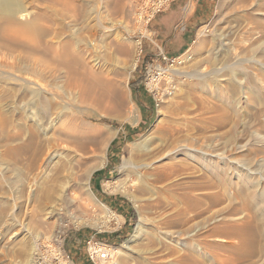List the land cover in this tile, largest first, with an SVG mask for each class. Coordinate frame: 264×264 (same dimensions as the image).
<instances>
[{
	"label": "rangeland",
	"instance_id": "rangeland-1",
	"mask_svg": "<svg viewBox=\"0 0 264 264\" xmlns=\"http://www.w3.org/2000/svg\"><path fill=\"white\" fill-rule=\"evenodd\" d=\"M10 1L29 13H16L19 21L38 15L50 23L35 49L4 35L8 14L0 7V264H34L60 229L71 251L83 237L121 226L126 231L108 264H264V0L249 3L247 12L245 0H215L183 56L141 72L147 26L128 14V0ZM64 42L79 55L78 73L93 79L84 70L92 67L125 91L126 101L106 97L99 86L84 94L67 64L47 53ZM184 44L180 36L167 46L179 54ZM133 48L137 54L127 53ZM138 73L149 113L135 95ZM156 121L145 144L160 160V176L141 192V174L131 170L148 154L128 147ZM87 185L94 199H87ZM140 216L143 235L125 244Z\"/></svg>",
	"mask_w": 264,
	"mask_h": 264
},
{
	"label": "bare ground",
	"instance_id": "bare-ground-1",
	"mask_svg": "<svg viewBox=\"0 0 264 264\" xmlns=\"http://www.w3.org/2000/svg\"><path fill=\"white\" fill-rule=\"evenodd\" d=\"M261 1H263V0H245L244 2H245V5H243V9H244V12H247L248 11V4L250 3V7L251 6H254V5H256L257 3H259V2H261ZM227 2V1H226ZM224 4H225V1L223 2V4L222 5H220V8L218 9V14H217V16H216V19L217 18H219V16H220V14H221V11H222V9H223V7H224ZM258 6V5H257ZM0 7H2L3 8V10H5V14L7 13L8 14V16H7V18L6 19H4L3 21L5 22L4 24H6L7 26H6V28H3L2 30V32L3 33H5L4 35H7V33H9L10 35H12L13 34V36L15 35V38H17V37H20L21 38V40L22 41H24V43H29L31 46H29L28 44H25L26 46L28 45L29 47H33V48H35V49H40L41 48V46L43 45L42 43H43V40H42V38H43V36L46 34V32H47V30H48V27L46 26L47 25V23H50V22H48V18L46 19V18H44V16H38V15H35V16H31V18L30 19H24L23 21H19L18 19H16L15 18V15H16V13H21V15H24L26 18H27V16L29 15V13H25V9H22V7H20L19 8V3H17V2H14V1H10V0H0ZM129 9V4H128V8H127V10ZM241 11V10H240ZM264 15V14H263ZM250 16V15H249ZM246 17H247V15H246ZM249 18V17H248ZM22 19V18H21ZM47 29V30H46ZM203 29L204 28H202L201 30H200V32H199V34L201 35L202 34V32H203ZM8 36L9 38H11V36ZM14 38V39H15ZM20 38H18V40L20 39ZM55 38V37H54ZM11 40V39H10ZM17 40V39H16ZM17 40V41H18ZM16 41V42H17ZM20 41V40H19ZM19 43H21V44H23V42H19ZM57 43V42H56ZM56 43L52 46H49L48 47V49H47V53H52V54H54L55 55V58L57 57L59 60H60V62H62V63H65V64H67V69L69 68L70 69V71L74 74L73 76H75V79H74V81L76 82V84L75 85H78V87H80V88H82V89H84V91L85 92H83L84 94H88L89 95V92L91 93V91H93V89L95 88V89H98V86H99V88H101V89H103V95H107L106 97H111V98H113L117 103H121V102H125L126 101V97H127V95H126V92L125 91H123L117 84H115L114 82H112V80L110 81V80H107L108 79V77H105V78H102L101 76H99V75H97V74H92L91 72H90V70L92 69V67H91V69L90 68H86V69H84L85 70V72L86 73H89L90 74V76H92L93 77V79H91L90 78V80H88L87 78H89V76L86 78V77H84V74H82V73H78L77 71V69H76V66L78 65V66H80L81 64H82V62H81V60H80V58L78 57L79 55L78 54H76V53H74L73 51H72V46H70L69 44H67V43H65L64 42V44L61 46H59V47H54L55 45H56ZM27 46V47H28ZM76 46H78V44L76 45ZM119 48L121 47V46H118ZM136 47V46H135ZM74 48V47H73ZM89 49V48H88ZM122 49H124V47L122 48L121 47V51H122ZM130 49V48H129ZM129 49H127L128 51H127V53H129V52H131V54H137L138 52H137V49L136 48H133V49H131V51H129ZM81 50V49H80ZM83 50V49H82ZM84 51H85V49H84ZM91 51V48H90V50H89V52ZM124 51H126V50H124ZM80 51L78 50V53H79ZM87 52V51H86ZM89 52H87L88 54H89ZM123 53V52H122ZM83 53H81V55H82ZM90 56H91V54H90ZM130 56V55H129ZM89 59H92V58H89ZM70 60V61H69ZM91 61V60H90ZM94 61V60H93ZM92 61V62H93ZM95 61H97V59L95 60ZM101 62V61H100ZM99 63H97V62H95V65H96V67H97V65H98ZM88 65V64H87ZM136 63H134L133 65H132V69H134L135 67H136ZM89 66V65H88ZM88 66H86V67H88ZM92 66H94L93 64H92ZM80 67H82V66H80ZM85 67V66H84ZM83 67V68H84ZM131 67V66H130ZM68 69V70H69ZM90 69V70H89ZM125 69V68H124ZM80 70V69H79ZM72 79V78H71ZM107 80V81H104V80ZM110 79V78H109ZM26 87V86H25ZM97 87V88H96ZM95 89H94V91H95ZM25 91V90H24ZM101 91V90H100ZM102 92H101V94H102ZM29 93V92H28ZM30 93H31V91H30ZM34 94V93H33ZM32 93L29 95V96H31V95H33ZM83 94V95H84ZM95 94V93H94ZM28 95V94H27ZM28 96V97H29ZM34 96V95H33ZM105 96H103V98H102V96H101V98L102 99H104V97ZM36 97V96H35ZM34 97V98H35ZM86 97V96H85ZM100 97V96H99ZM98 97V98H99ZM105 97V98H106ZM37 98V97H36ZM87 98V97H86ZM102 99H98L97 101H95V104H94V106L95 107H99V105H100V103L102 102ZM49 100V99H48ZM32 101H34L33 99H32ZM45 102V101H44ZM31 103V102H30ZM33 103V102H32ZM82 103H84V102H82ZM94 103V102H93ZM34 104H35V102H34ZM32 105V104H31ZM39 105V104H38ZM37 105V106H38ZM92 105V104H91ZM39 107H41V106H39ZM46 107V106H45ZM45 107L43 106L42 108H44V111H45ZM52 107V106H51ZM37 109V108H36ZM65 109V108H64ZM100 111H101V109H99ZM41 111V110H40ZM58 111V110H57ZM64 111V110H63ZM60 112H62V111H60ZM102 112V114L103 115H106V112H104V111H101ZM131 112V111H130ZM132 113V118L131 119H129L132 123H136L138 120H139V116L137 115V113H136V111H132L131 112ZM63 114V113H62ZM50 115V114H49ZM60 115V114H59ZM67 115V114H66ZM65 115V116H66ZM67 117V116H66ZM66 117H63V118H66ZM58 118V117H57ZM59 119H60V116H59ZM65 120V119H64ZM66 122V121H65ZM73 122V121H72ZM62 123V122H61ZM64 125H66V123H64L63 124V126ZM157 125H158V121H156L155 122V124L152 126V128L149 130V132L148 133H146L142 138H140V139H138L137 141H134V142H131L130 144H129V149L130 150H133L134 148H141V151L143 152V153H145L146 152V154H148L147 155V159H143V160H136V164L134 165V168L131 170V173H132V175L134 174H138V173H140L141 174V176H140V178L139 179H136V181H138L139 182V185L137 186V190L138 191H141V192H144L147 188H149V187H151V186H153V182H152V180H151V178L150 177H159L160 175V173H158L159 171H156V169L158 168V163L160 162V160H158L159 158H156L157 160H154L155 158V156L153 155V154H151V153H149V149H148V147H147V145L145 144V142L149 139V137H150V134L157 128ZM67 127H68V125H66ZM67 127H66V129H67ZM71 128V127H70ZM74 128V127H73ZM73 128H71L72 129V131H73ZM69 129V128H68ZM63 130H65V129H63ZM74 130H75V128H74ZM75 131H77V130H75ZM64 132V131H63ZM68 132V131H67ZM74 133V132H73ZM76 133H78V132H76ZM56 134V133H55ZM108 134H110V133H108ZM89 135H91V134H89ZM95 135V134H94ZM83 137V136H82ZM109 142H110V140L112 139V137L111 136H107V138H106ZM94 141V140H93ZM87 142V141H86ZM109 146V143H108V145H107V147ZM107 149V148H106ZM179 150V149H178ZM12 153L13 154H15L16 153V150H12ZM174 153V152H173ZM161 159V158H160ZM95 168H97L96 166H94V167H89V168H86L85 169V172H84V180H86V181H88V179L90 178V175H91V173L93 172V170H95ZM124 168H125V164L123 163L122 164V166H121V170L123 171L124 170ZM161 168V167H160ZM160 168H159V170H160ZM165 168V167H164ZM162 169V168H161ZM161 172H162V170H161ZM165 175V174H164ZM139 177V176H138ZM87 187H88V191H89V194L87 193L86 194V197H87V199L89 198H92V196L91 195H93L92 194V192H91V190H90V188H89V186L87 185ZM95 197V196H94ZM92 199H94V198H92ZM95 200L98 202V203H100L101 205H102V207L104 208V210L105 211H103V212H105V213H107L108 214V212L109 211H111L106 205H104L102 202H100L96 197H95ZM113 216L115 215L114 214V212H110ZM109 218V220H111L112 221V216H108ZM143 233H144V218L142 217V216H140V221H139V223H138V225H137V228H136V230H135V232H134V234L131 236V238L129 239V241L127 242V243H125V244H128V245H132V244H134L135 242H137L139 239H140V237L143 235Z\"/></svg>",
	"mask_w": 264,
	"mask_h": 264
},
{
	"label": "crops",
	"instance_id": "crops-1",
	"mask_svg": "<svg viewBox=\"0 0 264 264\" xmlns=\"http://www.w3.org/2000/svg\"><path fill=\"white\" fill-rule=\"evenodd\" d=\"M214 3L215 0H175L168 10L158 14L146 27V35L143 36L144 39L141 49L142 55H140L138 59V71H144V67L152 66L154 63L163 62L160 57L161 54L166 57V62H172L183 56L196 42L200 30L204 28L209 21L214 9ZM177 6L179 7L178 11L176 10ZM175 12L176 14H174ZM162 17H166V20H164L165 26L163 27L161 21ZM169 24L170 26H168ZM180 36H185L186 44L182 46L183 50H181L179 54L172 53L167 45ZM136 75H138V77L135 79V95H137L141 101L140 108H142L144 112L149 113V107L145 103L149 95L141 85L142 81L139 80V73ZM136 100L138 101V98H136ZM96 186L100 187L98 184ZM119 206L123 208V205ZM124 214V225H126L127 222L131 220L126 208ZM125 231L126 228L121 226L120 229L109 232L107 235L91 233L83 237L82 244L89 237H95L99 242L114 246L116 242L123 237ZM82 244L77 247L73 246L71 251L66 250L69 257L78 264H83L81 260L82 255L84 256L81 247Z\"/></svg>",
	"mask_w": 264,
	"mask_h": 264
},
{
	"label": "built area",
	"instance_id": "built-area-1",
	"mask_svg": "<svg viewBox=\"0 0 264 264\" xmlns=\"http://www.w3.org/2000/svg\"><path fill=\"white\" fill-rule=\"evenodd\" d=\"M175 0H128V14L139 24L146 26L160 13L168 10ZM162 61L166 57L160 55ZM173 62V61H172ZM66 234L60 229L45 251L37 253L34 264H78L69 257L65 249ZM114 247L108 243L99 242L95 237H89L83 243V253L89 264H108L112 258Z\"/></svg>",
	"mask_w": 264,
	"mask_h": 264
},
{
	"label": "trees",
	"instance_id": "trees-1",
	"mask_svg": "<svg viewBox=\"0 0 264 264\" xmlns=\"http://www.w3.org/2000/svg\"><path fill=\"white\" fill-rule=\"evenodd\" d=\"M127 128H128V130H130L129 127H127ZM99 173H100V172H96V173L94 174V176H95V177H98V176H99Z\"/></svg>",
	"mask_w": 264,
	"mask_h": 264
}]
</instances>
